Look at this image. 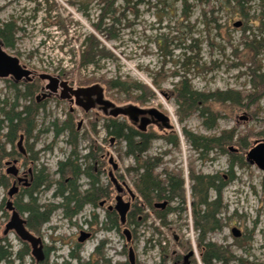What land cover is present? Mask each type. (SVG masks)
Wrapping results in <instances>:
<instances>
[{
  "label": "rangeland",
  "instance_id": "374dc122",
  "mask_svg": "<svg viewBox=\"0 0 264 264\" xmlns=\"http://www.w3.org/2000/svg\"><path fill=\"white\" fill-rule=\"evenodd\" d=\"M186 1V11L191 13L188 21L182 18L183 2L171 7L165 0H162V3L159 0H145L138 7V17L129 13L128 22L117 26L118 40L107 43L108 49L114 51L117 58L103 60L97 67H80L79 57L84 39L93 33L92 24L98 19L97 2L90 5L91 17L88 19L78 10V5H72L73 0H0V26L14 22L20 30L16 35L15 47L8 48L7 51L18 57L22 65L37 75L60 76L77 86L100 84L104 89L105 98L118 107L157 108L171 118V124L175 126L174 132L181 140L180 146L173 148L163 137L165 134L169 135L170 130L163 128L161 124L152 125L148 129L162 135V138L154 141L149 155L163 157V166L158 171L163 178L165 169L175 175H182L185 180L186 204L175 200L164 210L147 208L139 217L140 226L127 224L133 232V242L130 244L123 234L124 227L112 232L104 229L106 218L103 209L86 206L82 213L71 221L64 218L62 209H58L43 226L39 236L51 250H55L50 256L49 264H77L70 258V251L73 250H77V254L80 253L82 259L88 261L92 258L96 246L105 240L108 241L105 248L106 257L111 259L113 264L128 262L131 246L136 252L137 264H160L164 256L171 255L172 252L181 253L185 250L184 246L194 254L193 264H203L198 247L199 233L194 228L192 216L193 183L190 174L193 170L197 175L218 174L228 180L230 154L237 155L242 149L240 144L236 143L239 137L247 138L252 147L256 141L264 139L259 134L264 129V99L260 101L255 113L249 110L245 103H213L212 111L220 116L218 126L213 130L204 126L199 114H194L185 123L180 124L173 92L175 84L181 78L175 74H185L200 92L252 90V77L248 68L252 61H256L261 64L264 73V53L260 52V55L254 58V49L247 48L245 42L253 41L254 45L264 48V0H246L247 4H243L242 0V7L237 5L235 0L230 3V0ZM160 37L168 41L167 52L162 49L161 53L156 47V41ZM161 67L164 78L163 92H158L157 96L145 105L129 101L125 93L108 91L99 82L102 79L109 81L116 77H128L132 81L152 86L154 74ZM23 90L12 89L0 79V107H4L3 100L13 103L18 99L17 93L20 91L23 94ZM19 101L20 106H27L23 99ZM44 106L45 110L37 117L34 137L29 140V144L30 147L34 145V152H38L39 164L47 167L54 176L53 179L57 180L58 164L71 156L73 148L68 143V132L55 138L53 123L66 122L71 107L67 102L57 99ZM1 116L0 113V118ZM107 118L109 117L97 109L88 115L76 111V130L80 121L84 120V125L78 132L79 157L84 158L89 154L92 146L95 150L99 149L104 156L113 155L119 166L117 177L121 182H127L135 192L136 176L133 172L129 173L128 169L135 167L136 162L133 158L125 156L124 142L107 134L104 128ZM120 119L135 125L126 116ZM95 124L96 130H93ZM183 128L205 137L219 136L224 130L234 129L237 131L236 142L230 148L235 151L230 150L229 154L214 151L200 159L185 139ZM5 134L6 131L1 133L0 145L6 142ZM18 141L19 138L15 144L16 150ZM5 150L10 153L12 147L7 146ZM10 159L13 158L2 162V174H6L5 163ZM79 163L83 168L86 167L83 159ZM109 167L106 160L101 171V182L104 186L110 181L107 171ZM234 174L235 181L224 189L222 196L225 208L220 217L225 222V228L210 235L208 241L229 247L234 257L227 264H264V172L249 164L235 168ZM12 179L9 177L10 184L7 188L0 187V247L12 254L10 262L5 264H35L30 245L20 240L14 232L5 234L9 217L5 205L1 209V204L4 199H9ZM80 184L86 186L88 180L82 178ZM54 192L55 187L51 191L43 192L40 202L59 204L61 199L54 198ZM126 197H129V194ZM211 197H215L214 192ZM137 201L138 199L132 203V209ZM169 208L173 211L167 214L164 223L157 218L156 213H163ZM94 214L98 215V223L94 224L96 235L79 250V231L81 228L91 227L86 221H91ZM234 228L240 230L241 237L236 238L233 235ZM25 246L30 249V256L22 263L16 256ZM168 260V264H173V259Z\"/></svg>",
  "mask_w": 264,
  "mask_h": 264
},
{
  "label": "trees",
  "instance_id": "16d2710c",
  "mask_svg": "<svg viewBox=\"0 0 264 264\" xmlns=\"http://www.w3.org/2000/svg\"><path fill=\"white\" fill-rule=\"evenodd\" d=\"M145 0H73L72 5H78V10L83 13L88 19L91 15L89 14L90 5L94 2L98 3V19L92 24L93 33L86 36L82 45V52L80 53V67H97L103 60L117 58L114 51L108 49L107 43L118 40L117 26H122L123 22H128L129 13H133L135 17L139 16L138 7L144 3ZM162 3V0H159ZM171 7L176 6L178 3L183 2L184 10L182 18L188 21L191 18V13L187 10L188 2L186 0H165ZM230 0L228 3H230ZM248 1V0H247ZM237 5L243 6L246 0H235ZM248 2H246L247 4ZM134 11V12H133ZM14 22H7L0 26V39H2L8 48H14L16 43V35L19 32ZM102 39H105L103 41ZM196 42V40H194ZM245 45L247 48L254 49L255 56L257 58L259 53H264V48H260L254 45L253 41H246ZM262 44H260L261 46ZM156 47L162 53L168 51L169 45L167 40H162L160 37L156 41ZM256 49L258 52H256ZM186 65V64H185ZM190 65V64H189ZM198 64H196L197 66ZM249 75L252 77V90L248 92H236V91H216V92H200L193 86V82L185 74L180 75L176 72V76L181 79L175 84V90L173 97L178 106V117L180 124L185 123L194 114L199 116L204 121V126L208 130H213L218 126L220 116L212 111L211 106L213 103H234L237 105H244L252 112H256L260 105V101L264 99V73H262L261 64L252 61L249 66ZM108 91H116L119 93H125L128 95L129 101L145 105L157 96V93L162 94V86L164 78H162V67L157 70L154 74L152 86L144 85L137 81H132L130 78L116 77L109 81L100 80ZM102 86V85H101ZM17 93V98L19 96ZM46 106L33 104L26 106L24 111L19 115H14L6 119H0V133L7 129L5 134L6 142L0 145V187L7 188L10 184L9 179L2 174V162L5 159L13 158L16 151L15 144L21 134H24L27 140L34 137L35 119L39 116L41 111L45 110ZM26 114L25 118L22 116ZM29 124V125H28ZM55 127V138L61 136L64 132L70 134L68 143L73 148L71 156L68 160L59 162L56 175L57 180L53 179V175L49 172L48 168L42 165H37L35 168L36 182L34 188L29 194V200L25 202L23 206L24 213H28L27 229L31 233H41V229L46 225L53 213L58 209H65L71 211L69 218L77 215L88 203L98 206L99 200H105L110 192L109 189L104 187L97 188L100 183L99 174L95 172L94 162L97 159L98 150L92 146V150L89 154L84 156L86 167L79 163V133L76 130V126L69 119L66 122L60 124L58 121L53 123ZM162 126V124H161ZM96 124L93 130H96ZM104 128L110 137H115L120 142L125 143V156L131 157L135 160L136 166L128 169V172H133L136 176L135 181V192L136 199L138 201L133 205V209L128 214L127 224L129 226L136 225L140 226L141 221L139 217L143 215V212L147 208H155L156 201L167 200L173 202L179 200L180 204L187 203L185 180L180 174L175 175L168 169H165L164 178L158 171L163 166L162 156H151L149 152L152 148L154 141L158 138H162L154 130L141 131L135 125H131L120 118L109 117L104 123ZM166 129V128H165ZM171 133L165 134L163 137L166 139L167 144L178 148L181 144V140L174 127L167 128ZM237 131L224 130L220 135L213 137H205L196 135L185 128H183V135L191 148L199 155L200 159H203L210 155L212 152L217 151L218 153L229 154L230 147L236 142ZM260 134L261 138H264V129ZM241 150L239 154H230V168L228 172V180L221 175H197L192 170L190 179L193 183L192 186V216L194 221V228L199 233L198 247L201 251V260L203 264H215L223 263L227 264L232 260L234 256L231 255L229 247L219 245L214 242L208 241L209 236L222 231L225 228V222L221 219L220 215L223 212L225 206L223 203V191L236 177L234 169L237 167L248 166L246 154L249 149L252 148L247 138H241L237 140ZM7 146L12 147L10 153L6 152ZM34 158V162H39L40 158L38 152L34 153V145L30 148ZM243 152V154H241ZM105 165V164H104ZM103 165V166H104ZM102 171V170H100ZM82 175H86L90 179L91 189L86 193L85 196L81 195L78 180ZM121 178V177H120ZM124 179V177H122ZM67 180L68 183H67ZM119 182L120 179L117 177ZM125 182V181H123ZM127 184V182H125ZM55 187L53 193L54 198L61 199L59 204H47L40 205L38 198L35 194L41 193L42 191H50ZM70 193V197H66V193ZM214 192L215 197H211V193ZM66 201L68 203H66ZM75 202V206H70L71 203ZM156 209V208H155ZM173 211L169 208L165 212H157V218L163 220L165 223L167 220V214ZM104 229L111 225V218L103 223ZM122 227L118 221L117 229ZM135 232V230H134ZM12 254L4 247H0V262H10ZM30 256V250L25 247L17 255V259L22 263L26 257ZM174 258V252L171 255H166L160 264H168V259ZM195 262V261H194ZM129 264V263H120Z\"/></svg>",
  "mask_w": 264,
  "mask_h": 264
},
{
  "label": "flooded vegetation",
  "instance_id": "af4514ba",
  "mask_svg": "<svg viewBox=\"0 0 264 264\" xmlns=\"http://www.w3.org/2000/svg\"><path fill=\"white\" fill-rule=\"evenodd\" d=\"M15 45H16V43H15ZM7 49H8V47L6 46V43L2 39H0V50H1L0 53L2 52V55L4 54L6 57L5 59H3V58H1L2 56H0V79L3 80L6 84H8V86H10V88H12V89L16 88V89H24V90L22 91L23 94H21L19 91L20 94L18 96V99H16L13 103L10 101L8 102L7 100H3L2 104L4 105V107H0V113L2 114L0 119H2V120L6 119V121L8 122L10 117H12L14 115L16 116V115H19L20 113H22L26 106L23 107V106L19 105V103H20L19 100H21V99L26 101L27 106H29V105L33 106V104L44 106V105H46V103L50 102L53 99L65 101L71 107L67 119L68 120L71 119L72 123H75L74 117H75L76 111H80L83 115H88V113L97 109V110L101 111L105 116L111 117L109 114L110 109L105 111L104 110L105 108L99 104V99H100L101 93L103 94V96L105 98L104 92H101V93L98 92L96 95H94L92 97H81L80 99H77L76 96L71 91H69L66 86L62 85L64 82H67L68 86L70 88L79 89V88H87V87L95 86L98 84H94V85H90V86H77L68 80H64L60 76L55 77V76H52L49 74L37 75L36 72H33L32 70L28 69L26 66L22 65L20 62V59L18 57L8 53ZM7 57L10 60L6 61ZM42 75L51 76L54 79H56V81L51 82L48 79H43L41 77ZM51 87H53L52 90H51ZM62 96H65V99H62ZM89 99H91L93 101L94 106L89 112H86L84 107H82L81 105H85L87 103V101H89ZM77 103L80 105H78ZM133 107L134 106H129V107H124V108L128 112V115L126 117L130 118L132 120V122L136 125L137 128L141 129V119L143 117H147V118L149 117V119L151 120V123L148 124V126L146 127V130H148L149 127H151L152 125L159 124V123L155 122V120L152 117H150L148 115H134L135 113L133 114L131 112L133 110ZM25 116H26V114H24L22 117L25 118ZM34 121L36 123L37 117ZM80 123H81V125H80ZM80 123L77 126L78 132L82 129V127L84 125V120L80 121ZM170 125H171L170 121H168L167 123H162L163 128H167L168 126L170 127ZM5 131L7 133L8 130L5 129ZM5 131H3V132H5ZM0 136H1V133H0ZM22 136L24 137L22 149L17 147V150L14 153L13 159H10L5 163V166H6L5 176L8 179H9V177L13 178L12 179L13 183H12L11 188L14 185H16L18 188V190H17V192L13 198L9 197V192H8L9 199L8 200L4 199L2 201V204H1V209H3V207L5 205V208L8 211L7 216L9 217V219L7 221L5 232L7 230L8 224H10V222H11V218L13 215V212L7 208L8 201H11L13 203L14 209L20 215V218L22 220L26 221L25 226L27 228L28 213H24V211H22V210H23V206H24L25 202H27L29 200V194H30L31 190L34 188L35 182L37 180L36 175H35V168L37 165H41V164H39V162H34L32 160L34 158V155L32 154V152L30 150L31 144H29V140H27V138L24 134L20 135L19 141H20ZM113 141H114V138H112V143H113ZM112 157H113V155H111V154H106L104 156L102 154V152L99 151L97 153V159L94 162L96 174H99L98 172H100V174H99L100 183L98 184L97 188L104 187L106 189H109L108 190L110 192L109 196L105 200H102V199L99 200L97 207H95L94 204H92V203H88V204L84 205L85 207L90 206L93 209H103L105 212L106 221L108 220V217L111 218V225H110V227L107 226V228H106L107 232L117 231L118 230L117 229L118 221H119L120 225L122 227H124V230L130 229L127 227L128 214H129L130 210L132 209V203L136 200V199L131 198V195L127 192L126 189H124V191L121 192V195L123 196L125 202H127L129 204V207H130L129 211L127 213L126 223L122 224L121 223V217L115 208L117 205L116 199L119 195V189H118V186L116 185L115 179L117 180L116 172L118 171L119 168L117 170L113 169V166L110 164V159ZM30 158H32V159H30ZM82 159L85 160L83 157H81L79 159V162L82 161ZM106 160H108V164L110 165V167L107 169L110 181L107 184V186H104L101 182L102 172L100 170H103L102 167L104 164H106ZM8 163L15 164V166L18 170L17 176L7 174V170L10 167L8 165ZM100 166H101V168H100ZM82 178H86L88 180V184L86 186H82V184H80V181ZM68 181L69 180H67V183H68ZM89 184H90V179L86 175H82L81 178L78 180V186H79V190H80L81 195L85 196L86 193L88 191H90L91 186ZM126 185L130 188V186L128 184H126ZM11 188L9 189V191L11 190ZM132 191L134 192V190H132ZM43 192L44 191H42L41 193L35 194V197L38 198V203L42 206L47 205V204H42L40 202V199H41L40 197H41ZM127 194H129V197H126ZM70 196H71L70 193L67 192L66 197L69 198ZM126 198H127V200H126ZM66 203H68V202L66 201ZM75 205H76L75 202L70 204V206H72V207ZM85 207L83 208V210L85 209ZM83 210H81L77 215L82 213ZM65 212H66V210L63 209L64 218L67 220L71 221L74 217L77 216V215H75L74 217L69 218L71 211L68 210L67 213H65ZM86 223L89 224L91 227L80 229L78 244H77L78 249L82 248V246L85 243L94 239L96 232H97V230L94 227V224L98 223V215L94 214L92 220L91 221L87 220ZM9 232H14L20 240L25 242L21 238L18 229L13 224H11V226L9 228ZM9 232L7 234L6 233L5 234L8 235ZM82 233L90 235V237L83 243H81L79 241V239L82 236ZM32 234L34 236L42 239V237H39L41 234H37V233H32ZM132 242H133V232H132L131 241L128 242V240H127L128 244H130ZM25 243H27V242H25ZM42 243H43V254H44V259L42 261H39L36 257H34L32 255L33 249L31 247V245L28 243L31 247V255L35 259V262H36L35 264H49L50 256L53 252H55V250H51L47 246V244L44 243L43 239H42ZM107 244H108L107 240L101 241L96 246L92 258H90L88 261L83 260L82 257L80 256V253L77 254V250L70 251V258H71V260L76 261L77 264H113L112 260L106 257L105 248H106ZM130 248H133V247L131 246ZM130 248H129V250H130ZM184 248H185V250H183L181 253L174 252V258L176 260H174L173 264H193L194 254L192 256H190L188 259H186V257L191 252H189L185 246H184ZM79 250H81V249H79ZM134 252H135V250H134ZM18 261L20 262V260H18ZM5 263H6V261H4V260L0 262V264H5ZM126 263L137 264L136 252H135L134 263H132L130 261L129 255H128V262H126ZM65 264H70V262H68V263L66 262ZM116 264H118V263H116Z\"/></svg>",
  "mask_w": 264,
  "mask_h": 264
},
{
  "label": "water",
  "instance_id": "95a60500",
  "mask_svg": "<svg viewBox=\"0 0 264 264\" xmlns=\"http://www.w3.org/2000/svg\"><path fill=\"white\" fill-rule=\"evenodd\" d=\"M239 25V24H237ZM1 51V50H0ZM0 56H2L1 58L5 59V55H2V52L0 53ZM10 60L7 57L8 61ZM43 79H48L51 82H55L56 79H54L51 76L48 75H42L41 76ZM63 86H66L67 89L69 91H71L77 99H80L81 97H92L94 95H96L98 92H104L103 89L99 86V85H95V86H91V87H87V88H79V89H74V88H70L68 86L67 82H64L62 84ZM53 89V87H51V90ZM62 99H65V96H62ZM78 104V103H77ZM99 104L101 106H103L105 109V111H107L108 109H110V116L113 118H118L119 116H127L128 112L126 111L125 108L123 107H117L114 103H112L111 101H108L104 98L103 94H100V99H99ZM80 105V104H78ZM82 107H84V109L86 110V112H89L93 106L94 103L91 99H89V101H87V103L85 105H81ZM134 115H148L150 117H152L155 122L157 123H167L168 121H170V118L165 115L164 113H162L161 111H159L158 109H149V110H145V109H141L138 107H133V110L131 111ZM151 123V120L149 119V117H143L141 119V129L142 131H146V127L148 126V124ZM81 125V123H80ZM169 127V126H168ZM23 140L24 137L22 136L20 141L18 142V147L20 149H22V145H23ZM231 151H235L234 148H231ZM246 158H247V162L250 165L256 166L257 168H259L261 171L264 172V140L261 141H256L253 145V147L247 152L246 154ZM110 164L113 166L114 170L118 169V164L114 161V158L112 157L110 159ZM8 165L10 166L9 169L7 170V174L9 175H13V176H17L18 175V170L15 166V164L12 163H8ZM116 185L118 186L119 189V195L116 199L117 201V205H116V210L118 211L120 217H121V223L125 224L126 223V218H127V213L129 211V204L127 202L124 201L123 196L121 195V192L124 191V189H127V192L131 195V198L136 199L134 193L132 192V190L128 187L125 186L122 187L121 184L118 183V181L115 179ZM18 188L16 185H14L11 190L9 191V197L13 198L14 195L16 194ZM168 206V201L165 200L162 203L156 204L155 207L156 208H160V209H166ZM7 208L13 212L12 218H11V222L10 224H8L7 226V230H6V234L9 232V228L11 226V224H13L19 231V234L21 236V238L29 243L33 249L32 255L34 257H36L39 261H42L44 259V254H43V243H42V239L38 238L36 236H34L30 231H28V229L26 228V221L22 220L20 218V215L15 211L13 203L11 201H8L7 203ZM233 235L236 238L241 237V232L240 230H238L237 228H234L232 230ZM124 235L127 237L128 242L131 241V237H132V232L130 229H125L124 230ZM90 237L89 234H84L82 233L81 238L79 239V241L81 243L85 242L88 238ZM193 253H190L186 259H188L190 256H192ZM129 258L130 261L132 263H134L135 261V252L133 248H130L129 250Z\"/></svg>",
  "mask_w": 264,
  "mask_h": 264
},
{
  "label": "bare ground",
  "instance_id": "6f19581e",
  "mask_svg": "<svg viewBox=\"0 0 264 264\" xmlns=\"http://www.w3.org/2000/svg\"><path fill=\"white\" fill-rule=\"evenodd\" d=\"M174 120H175V118H174ZM175 123H176V122H175ZM230 150H231V148H230ZM132 192H133V191H132ZM133 193H134V192H133ZM134 195H135V194H134ZM135 197H136V195H135ZM157 204H159V203H157ZM168 206H169V202H168ZM168 206H167V207H168ZM155 208H156V207H155ZM156 209H157V208H156Z\"/></svg>",
  "mask_w": 264,
  "mask_h": 264
}]
</instances>
